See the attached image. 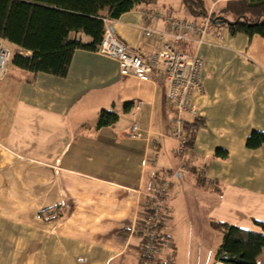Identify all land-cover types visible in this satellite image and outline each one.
Here are the masks:
<instances>
[{
	"label": "crops",
	"instance_id": "obj_1",
	"mask_svg": "<svg viewBox=\"0 0 264 264\" xmlns=\"http://www.w3.org/2000/svg\"><path fill=\"white\" fill-rule=\"evenodd\" d=\"M203 1L209 13L226 3ZM168 15L196 18L182 0H155L107 25L147 57L162 41L145 38L144 29L165 31ZM216 31L221 38L207 33L191 44L203 62L204 91L196 96L203 125L181 155L156 74L151 81L122 76L114 60L85 49L74 51L63 77L8 65L0 79V264H138L150 195L162 186V230L182 219L196 226L184 248L183 235L162 233L172 264L214 262L222 238L214 221L260 231L254 221H264V144L249 149L245 140L252 130L264 132V39ZM134 100L142 102L140 129L130 137L134 115L124 103ZM103 109L119 118L98 128ZM256 262L264 264V249Z\"/></svg>",
	"mask_w": 264,
	"mask_h": 264
},
{
	"label": "trees",
	"instance_id": "obj_2",
	"mask_svg": "<svg viewBox=\"0 0 264 264\" xmlns=\"http://www.w3.org/2000/svg\"><path fill=\"white\" fill-rule=\"evenodd\" d=\"M153 1L0 0V39L24 51L12 52L8 65L32 73L63 77L68 72L75 50L96 51L104 31L105 19L115 20L136 6L151 4ZM182 3L191 16H207L203 0H182ZM218 17L226 18L227 22L213 23ZM210 19L213 27L227 28L233 35H259L264 39V0H229L220 11L212 13ZM82 36L89 38V41H83ZM191 44L182 42L178 49L191 52ZM130 107L132 102L124 103L125 111ZM118 118L115 111L103 109L96 125L98 128L109 126ZM183 119L182 129L187 150L193 146L203 119L201 116L187 114L183 115ZM262 144V131L252 130L245 140V146L249 149L258 148ZM215 155L225 157L226 151L216 148ZM254 224L260 231L220 221L212 222V227L222 234L212 264H257V257L264 249V221L255 220Z\"/></svg>",
	"mask_w": 264,
	"mask_h": 264
},
{
	"label": "built area",
	"instance_id": "obj_3",
	"mask_svg": "<svg viewBox=\"0 0 264 264\" xmlns=\"http://www.w3.org/2000/svg\"><path fill=\"white\" fill-rule=\"evenodd\" d=\"M227 1L215 0L213 5ZM207 15L203 19L190 20L176 19L168 15L162 17L166 25L165 31L145 28V38L156 42L162 41L161 47L151 51L147 57H143L118 38L108 27V20L105 19L104 31L96 49L97 53L117 63L122 76H133L141 81L153 80L154 74L158 76L165 88V98L174 111L169 135L177 142L175 151L178 155L185 151L183 115L201 116L196 104V96L204 91L202 60L196 51H182L178 49V45L182 42L199 44L207 33L218 35L216 28L211 25V12ZM166 36L170 37L171 41H165ZM11 53L12 51L0 40V79L6 73ZM141 104V100L132 102L134 119L126 132L130 137H137V131L140 129L136 114ZM165 192L166 186H162L150 195L149 211L142 224L143 241L138 264H154L159 258H162L164 264H172L173 251L165 252L160 227L165 217L163 206Z\"/></svg>",
	"mask_w": 264,
	"mask_h": 264
},
{
	"label": "rangeland",
	"instance_id": "obj_4",
	"mask_svg": "<svg viewBox=\"0 0 264 264\" xmlns=\"http://www.w3.org/2000/svg\"><path fill=\"white\" fill-rule=\"evenodd\" d=\"M229 1V0H228ZM212 5H213V3H212ZM213 6H216V4H214ZM222 6V5H221ZM220 7V6H219ZM216 9V8H215ZM212 13H214V12H212ZM211 13V14H212ZM207 14H209V12L207 11ZM208 16V15H207ZM211 16V15H210ZM202 19L204 18V17H201ZM212 25V24H211ZM193 51H195V50H193ZM176 186H178V187H180V186H185L183 183H181V182H179V183H176L175 184ZM171 190V187L170 188H168V192ZM166 194H167V192H166ZM167 219V218H166ZM168 220V219H167ZM166 220V221H167ZM187 222V220H185V219H182L181 221H180V223L178 224V225H175L174 223L175 222H173L172 224L169 222L167 225H166V227L164 228V230H162V233L167 237L168 235L169 236H172L173 238L174 237H176V238H179V236L181 237L182 235L184 236V240H183V242H182V244H183V248H184V246H185V242H186V238H188V236H187V234L188 235H192V234H195V231H196V226H195V224H185ZM185 224V225H184ZM183 225H184V228H185V232H184V234H183V232H182V227H183ZM232 225H234V224H232ZM243 225V224H242ZM168 226H169V229H170V231L168 230ZM239 227H241V226H239ZM242 228H244V229H250V228H247V227H242ZM257 228V227H256ZM172 229V230H171ZM259 230V229H258ZM216 232V234H218L219 235V237H220V232L219 231H215ZM187 233V234H186ZM180 240H182V239H180ZM193 243H195L194 241H192ZM190 243H191V241H187V245H190ZM198 243V242H197ZM187 249H190V246H187ZM193 250V249H192ZM181 251V250H180ZM181 253V252H180Z\"/></svg>",
	"mask_w": 264,
	"mask_h": 264
},
{
	"label": "water",
	"instance_id": "obj_5",
	"mask_svg": "<svg viewBox=\"0 0 264 264\" xmlns=\"http://www.w3.org/2000/svg\"><path fill=\"white\" fill-rule=\"evenodd\" d=\"M220 22H227L226 18L218 17L217 19L213 20V23L219 24Z\"/></svg>",
	"mask_w": 264,
	"mask_h": 264
}]
</instances>
